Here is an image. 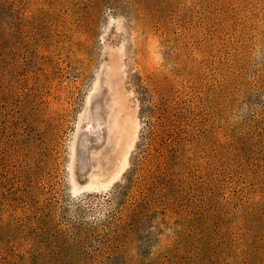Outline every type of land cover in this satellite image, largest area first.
Returning <instances> with one entry per match:
<instances>
[{
  "label": "rangeland",
  "instance_id": "374dc122",
  "mask_svg": "<svg viewBox=\"0 0 264 264\" xmlns=\"http://www.w3.org/2000/svg\"><path fill=\"white\" fill-rule=\"evenodd\" d=\"M0 264H264V0H0Z\"/></svg>",
  "mask_w": 264,
  "mask_h": 264
},
{
  "label": "trees",
  "instance_id": "16d2710c",
  "mask_svg": "<svg viewBox=\"0 0 264 264\" xmlns=\"http://www.w3.org/2000/svg\"><path fill=\"white\" fill-rule=\"evenodd\" d=\"M151 112H152V114H153V113L155 112V109H153V110L151 109ZM161 116H163V115H161Z\"/></svg>",
  "mask_w": 264,
  "mask_h": 264
}]
</instances>
